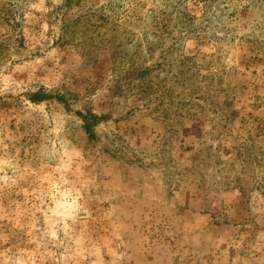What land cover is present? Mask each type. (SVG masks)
<instances>
[{"label": "rangeland", "instance_id": "374dc122", "mask_svg": "<svg viewBox=\"0 0 264 264\" xmlns=\"http://www.w3.org/2000/svg\"><path fill=\"white\" fill-rule=\"evenodd\" d=\"M0 264H264V0H0Z\"/></svg>", "mask_w": 264, "mask_h": 264}]
</instances>
